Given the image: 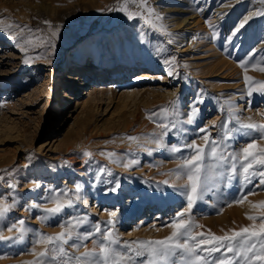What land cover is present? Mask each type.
Segmentation results:
<instances>
[{
  "label": "rangeland",
  "instance_id": "374dc122",
  "mask_svg": "<svg viewBox=\"0 0 264 264\" xmlns=\"http://www.w3.org/2000/svg\"><path fill=\"white\" fill-rule=\"evenodd\" d=\"M147 5L154 14L142 0H0V202L10 206L0 215L9 237L0 264H31L45 250L41 234L67 223L76 227L64 247L76 256L93 248L92 239L73 248L76 235L97 223L122 242L169 237L178 212L198 240L259 229L246 216L264 211L254 207L264 186L259 176L245 180L240 160L229 179L233 161L216 168L209 149L203 167L224 175L187 212V177L176 170L206 134L225 156L253 142L251 152L264 148L260 132L240 127L264 124V0ZM74 74L89 79L81 85ZM57 199L61 212L46 213ZM14 224L22 232H10Z\"/></svg>",
  "mask_w": 264,
  "mask_h": 264
},
{
  "label": "snow or ice",
  "instance_id": "6c2138e0",
  "mask_svg": "<svg viewBox=\"0 0 264 264\" xmlns=\"http://www.w3.org/2000/svg\"><path fill=\"white\" fill-rule=\"evenodd\" d=\"M142 6L147 9L149 15L154 14V10L148 7L147 0H142ZM129 18H131V15ZM156 19H162V17L157 15ZM45 23L48 22L45 21ZM8 27L11 28L12 26L9 25ZM17 27L21 31L24 30V26L17 25ZM52 35L55 36L56 32H53ZM28 62L26 58L24 63ZM165 63H170V61H165ZM241 67H244V65H241ZM258 70L264 72V67ZM169 75H171V72H169ZM248 80L249 77L245 76V81ZM259 84V90L264 94V82H259ZM249 95H251V92H249ZM195 114L196 109L193 108L188 118L189 123L192 122ZM160 126L167 128V125ZM240 127L258 131L261 133V137L264 138V124L249 122L246 124L241 123ZM200 131L207 133L205 128L200 129ZM127 139L135 141L138 138L128 137ZM204 141L203 146H198L195 143L187 145L188 148L194 150V154L185 159L181 165H178L176 170L178 178L186 176L188 181L187 185L184 186L187 188V208L185 212L192 208L196 199L202 197L204 192L215 182L217 176L223 177L224 174L217 172L216 168L221 167L222 163H227L229 159L233 161L231 165L232 175L228 177L229 179H232L235 175V162L240 160V167L245 180L251 182L250 177L259 176V186H264V148H260L258 153L251 152L250 149L255 147L253 142L242 149V155L230 153L225 156L224 151L221 150L224 147L223 142L212 140L207 134L204 136ZM156 146L157 148L162 146L160 140L156 141ZM209 149L211 158L214 161L221 162L213 169L203 167V161L205 156L209 154ZM172 151L179 152L180 149L173 148ZM108 155L111 157L114 154L109 153ZM125 166L127 167V165ZM76 191L77 193L80 191L79 185H77ZM242 202L243 200L237 201V203ZM53 203L54 207L44 209L46 213H59L65 206L58 199L54 200ZM9 207L0 202V215L6 213ZM254 207L264 208V201H260ZM115 216V212L109 213L110 219L107 221L109 225L113 224L111 217ZM183 216L184 212L177 213L176 218L169 225L173 229L169 237L155 241L122 242L110 231L102 230L100 224L97 223L94 232H88L83 236L76 235L75 239L81 241V243H73L72 247L77 250L83 246V241L93 240V248L91 250L86 249L79 256L65 250L64 246L73 240V232L76 227L71 223H67L61 225L62 231L60 233L50 236L41 234L39 242L45 245V250L41 251L37 260L31 262V264H264V211L261 212L259 217L246 216L249 220L260 221L258 230H255L254 227H242L239 231L232 230L231 235H211L209 239L199 240L197 236L202 235V233L193 235L191 225L182 219ZM19 223L22 226L24 222L20 221ZM13 229L16 232H22V228L15 224L12 225L9 231L11 232ZM96 234H99L102 239H95ZM0 239H9V237L0 236ZM206 245L207 247H205ZM221 249H224V252L220 257L209 260V257L213 256L214 253L221 252ZM201 253H204V255ZM229 253L231 255H227Z\"/></svg>",
  "mask_w": 264,
  "mask_h": 264
},
{
  "label": "bare ground",
  "instance_id": "6f19581e",
  "mask_svg": "<svg viewBox=\"0 0 264 264\" xmlns=\"http://www.w3.org/2000/svg\"><path fill=\"white\" fill-rule=\"evenodd\" d=\"M85 79H89V77L86 76V74H84V75H76V74H74V75L71 76V80H77L78 82L81 83V85L84 84ZM96 90H98V87H96V85H92L91 86L92 93H94V91H96ZM63 99H64L65 102H67V100L72 99V97H71V95L68 92H64ZM81 124H85V120H81Z\"/></svg>",
  "mask_w": 264,
  "mask_h": 264
}]
</instances>
